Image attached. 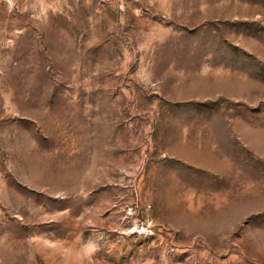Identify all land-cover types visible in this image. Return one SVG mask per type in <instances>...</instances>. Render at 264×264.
<instances>
[{
	"label": "rangeland",
	"instance_id": "374dc122",
	"mask_svg": "<svg viewBox=\"0 0 264 264\" xmlns=\"http://www.w3.org/2000/svg\"><path fill=\"white\" fill-rule=\"evenodd\" d=\"M0 264H264V0H0Z\"/></svg>",
	"mask_w": 264,
	"mask_h": 264
}]
</instances>
